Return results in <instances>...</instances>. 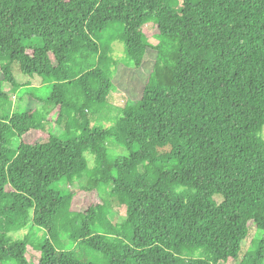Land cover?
<instances>
[{
    "label": "trees",
    "instance_id": "trees-1",
    "mask_svg": "<svg viewBox=\"0 0 264 264\" xmlns=\"http://www.w3.org/2000/svg\"><path fill=\"white\" fill-rule=\"evenodd\" d=\"M114 42L143 83L110 118ZM14 64L53 86L2 109L0 264H29V246L38 264H221L252 228L240 264L264 263V0H0V83L16 93Z\"/></svg>",
    "mask_w": 264,
    "mask_h": 264
},
{
    "label": "rangeland",
    "instance_id": "rangeland-1",
    "mask_svg": "<svg viewBox=\"0 0 264 264\" xmlns=\"http://www.w3.org/2000/svg\"><path fill=\"white\" fill-rule=\"evenodd\" d=\"M153 25L151 23L147 24L145 26V30H152ZM145 33H147L145 31ZM149 42L152 45L157 44V41L154 38H150ZM112 45L115 48V57H116V66L114 76L112 79V82L115 86V89L111 91L108 97V108L106 110V116L113 118L118 110H120L126 103L132 104L134 103V100L137 98V90L138 87H140L143 83L142 80H140L136 74L133 71V66L130 62L122 61L123 59V44L119 42H114ZM153 59H154V52L152 50H148V53L145 58V68L150 69L152 64H153ZM13 75L16 79V85L18 87L22 85L28 84L29 86H25L24 88L20 87L18 92H13L11 89V85L9 83H6L4 81H1L0 83V90L3 93H6L7 95V100L2 102L0 104V116L4 114V111L2 112V109L4 108H10L11 113L14 112H22L26 110L27 107H32L33 103L31 104L30 102H33L34 97H41L43 99L44 97H47L52 89L53 82L49 81L48 83L43 84L42 79L40 77L34 76L30 78L28 75H24L19 72V67L17 64L13 65ZM25 90H30L31 93L25 91ZM32 98H30V97ZM36 100V99H35ZM52 120H54L55 116L51 117ZM109 123L104 122V127L107 128L109 127ZM54 130V133H60L62 132L61 127H55L54 124L51 126ZM261 138L264 140V128L263 132L260 134ZM109 143L112 145V142L109 141ZM17 146V141L13 143V147ZM108 153L111 155H126L127 152L123 148H108ZM85 157L89 163V166L93 165V156L90 155L89 153L85 154ZM83 183V182H82ZM67 190L70 192L76 194L80 190V186L77 184L70 185L66 187ZM101 198L102 199H107V192L101 191ZM218 203L221 201V197L216 196L214 198ZM124 208H114L112 212L110 213V220L113 223H120L122 221V218L124 216ZM252 231L250 232V236L245 242L242 251L240 253V256L237 260H231L226 263H221V264H240V261L243 257V254L250 250L252 248V241L257 239L259 236V232H256L254 228L251 229ZM26 232L21 231L17 234H15L13 237L14 238H21ZM42 233L40 232L38 236H40ZM38 237L35 236V239ZM66 247L69 248L70 246L68 245V242L66 243ZM76 257L80 261H93V262H100V255L88 250H85L83 247L80 249H77L75 251ZM26 259L29 264H38L39 259H40V253L37 250H34L31 246L27 247V252L25 254ZM264 264V263H263Z\"/></svg>",
    "mask_w": 264,
    "mask_h": 264
}]
</instances>
